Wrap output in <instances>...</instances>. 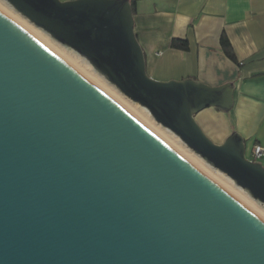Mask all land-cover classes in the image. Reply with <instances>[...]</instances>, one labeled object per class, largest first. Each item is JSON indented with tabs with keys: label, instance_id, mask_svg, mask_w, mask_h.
Returning a JSON list of instances; mask_svg holds the SVG:
<instances>
[{
	"label": "water",
	"instance_id": "1",
	"mask_svg": "<svg viewBox=\"0 0 264 264\" xmlns=\"http://www.w3.org/2000/svg\"><path fill=\"white\" fill-rule=\"evenodd\" d=\"M264 203V165L195 119L235 81L158 80L130 0H7ZM0 264H264V218L0 8Z\"/></svg>",
	"mask_w": 264,
	"mask_h": 264
},
{
	"label": "crops",
	"instance_id": "2",
	"mask_svg": "<svg viewBox=\"0 0 264 264\" xmlns=\"http://www.w3.org/2000/svg\"><path fill=\"white\" fill-rule=\"evenodd\" d=\"M130 2L147 73L158 80L192 78L212 86L234 80L230 108L206 106L195 119L217 143L236 131L245 152L252 155L256 143L264 146V0ZM223 35L234 57L226 52ZM173 38L186 39L188 48L173 46Z\"/></svg>",
	"mask_w": 264,
	"mask_h": 264
},
{
	"label": "bare ground",
	"instance_id": "3",
	"mask_svg": "<svg viewBox=\"0 0 264 264\" xmlns=\"http://www.w3.org/2000/svg\"><path fill=\"white\" fill-rule=\"evenodd\" d=\"M0 8L5 11L7 14L12 16L15 20H17L20 24L25 26L28 30H30L33 34H35L38 38H40L43 42L53 48L56 52H58L61 56H63L66 60H68L72 65H74L78 70H80L83 74H85L88 78H90L93 82L99 85L101 88L106 90L109 94H111L114 98H116L120 103H122L126 108H128L132 113H134L138 118H140L143 122H145L148 126H150L154 131H156L160 136H162L167 142H169L174 148H176L180 153H182L186 158L191 160L194 164H196L199 168H201L204 172L218 181L221 185L231 191L234 195H236L239 199H241L245 204H247L250 208H252L255 212H257L260 216L264 218V210L259 207V205L251 198L248 194H246L241 187L231 182L227 179L223 174L219 173V170L212 168L202 157L195 153L190 147H188L182 140L179 142L173 136H171L162 125L157 123L149 113L141 109V107L137 106L136 103L132 102L130 99L119 93L114 87H112L109 83H107L101 76L95 73L90 67L81 62V60L74 55H72L67 50L59 47L53 41L50 40L44 33H42L39 29H37L33 24H31L28 20L24 19L21 15L14 12L13 10L6 7L3 3L0 2ZM148 113V114H147ZM160 125V126H159ZM166 130H163V128ZM170 132V131H169ZM176 137V134L173 133ZM179 138V137H178ZM180 139V138H179ZM188 148H187V147ZM193 152H192V151ZM198 156H197V155ZM228 177V176H227ZM229 178V177H228ZM240 187V188H239ZM248 193V192H247Z\"/></svg>",
	"mask_w": 264,
	"mask_h": 264
},
{
	"label": "rangeland",
	"instance_id": "4",
	"mask_svg": "<svg viewBox=\"0 0 264 264\" xmlns=\"http://www.w3.org/2000/svg\"><path fill=\"white\" fill-rule=\"evenodd\" d=\"M0 2L1 3H3L6 7H8L9 9H11V10H13L14 12H16V13H18L19 15H21L20 14V12L18 11V10H16L15 9V7L14 6H12L7 0H0ZM22 16V15H21ZM24 19H26V17H24V16H22ZM26 20H28V19H26ZM29 21V20H28ZM31 24H33L37 29H39L42 33H44L47 37H49L50 38V40L51 41H53L55 44H57L59 47H61V48H63V49H65V50H67L68 52H70L72 55H74L75 57H77V58H79L80 60H81V62L82 63H84L85 65H87L88 67H90L95 73H97L99 76H101L106 82H107V80L104 78V76H102L101 74H100V72L98 71V70H96V68H94L93 67V65L90 63V61L88 60V58L87 57H85L84 55H82L81 53H79L77 50H75L74 48H72V47H70L69 45H67V44H63V43H61V42H59V41H57L56 39H54V38H52L51 37V35H49L47 32H45L44 30H42L41 28H39V27H37L33 22H31V21H29ZM108 83V82H107ZM110 84V83H109ZM112 87H114L112 84H110ZM116 90H117V88L116 87H114ZM118 91V90H117ZM119 93H121L120 91H118ZM122 95H124L123 93H121ZM125 96V95H124ZM126 97V96H125ZM137 105V104H136ZM138 106V105H137ZM141 109H144L143 107H141ZM144 110H146V109H144ZM148 114V113H147ZM150 115V114H149ZM153 120H154V118H152ZM160 126V125H159ZM164 127V126H163ZM162 127V128H163ZM165 128V127H164ZM163 128V130H166V129H164ZM168 130V131H167ZM166 131L167 132H169V134H171L175 139H177L179 142H181L180 140L181 139H179L178 137H176L175 135H173V132L171 131V130H169V129H167ZM182 143V142H181ZM183 144V143H182ZM187 147V146H186ZM188 148V147H187ZM192 151V150H191ZM193 152V151H192ZM245 154H246V156L248 157V158H251L252 157V155H251V153L248 151V150H246V152H245ZM197 155V154H196ZM198 156V155H197ZM201 158V157H200ZM202 159V158H201ZM203 160V159H202ZM204 161V160H203ZM257 161H260V162H262L263 163V161H264V158H260L259 160H257ZM213 168V167H212ZM218 171V170H217ZM219 173H221V174H223L222 172H220L219 171ZM227 179H229L231 182H233L230 178H228L225 174H223ZM234 183V182H233ZM235 184V183H234ZM236 185V184H235ZM240 188V187H239ZM241 190H243L242 188H241ZM244 191V190H243ZM246 194H248L246 191H244ZM249 195V194H248ZM249 197H251L250 195H249ZM258 205H259V207L260 208H262L263 210H264V203H262L261 201H259V200H257V199H255V198H253V197H251Z\"/></svg>",
	"mask_w": 264,
	"mask_h": 264
},
{
	"label": "trees",
	"instance_id": "5",
	"mask_svg": "<svg viewBox=\"0 0 264 264\" xmlns=\"http://www.w3.org/2000/svg\"><path fill=\"white\" fill-rule=\"evenodd\" d=\"M171 43L173 46H176V47L188 48V41L186 39L173 38ZM222 44L226 52L228 53V55H230L231 57H234L231 44L225 35L222 36Z\"/></svg>",
	"mask_w": 264,
	"mask_h": 264
},
{
	"label": "built area",
	"instance_id": "6",
	"mask_svg": "<svg viewBox=\"0 0 264 264\" xmlns=\"http://www.w3.org/2000/svg\"><path fill=\"white\" fill-rule=\"evenodd\" d=\"M264 157V146L260 143H256L252 148V157L253 160H259Z\"/></svg>",
	"mask_w": 264,
	"mask_h": 264
}]
</instances>
